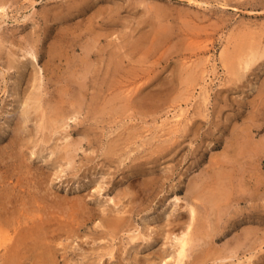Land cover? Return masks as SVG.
I'll list each match as a JSON object with an SVG mask.
<instances>
[{
  "label": "rangeland",
  "instance_id": "1",
  "mask_svg": "<svg viewBox=\"0 0 264 264\" xmlns=\"http://www.w3.org/2000/svg\"><path fill=\"white\" fill-rule=\"evenodd\" d=\"M4 1L0 233L30 235L20 264H264V55L228 64L264 50V0Z\"/></svg>",
  "mask_w": 264,
  "mask_h": 264
},
{
  "label": "bare ground",
  "instance_id": "2",
  "mask_svg": "<svg viewBox=\"0 0 264 264\" xmlns=\"http://www.w3.org/2000/svg\"><path fill=\"white\" fill-rule=\"evenodd\" d=\"M7 2V1H6ZM6 7V4H5V1L4 0H0V8L1 9H3L4 10V8ZM165 11V10H164ZM162 13H163V11H162ZM161 14V13H160ZM159 15L157 14V17H158ZM160 17V16H159ZM163 17V16H162ZM159 20H161V19H159ZM159 22V21H158ZM162 23V22H161ZM161 26V25H160ZM160 26H158V27H160ZM158 29V28H157ZM159 30V29H158ZM164 32V31H163ZM158 33V32H157ZM2 44V43H1ZM250 44H252V43H250ZM249 44V45H250ZM256 44V43H255ZM247 47V46H246ZM88 49L89 48H87L86 50L88 51ZM89 51H90V49H89ZM89 51H88V54H89ZM87 53V52H86ZM264 55V50H261V49H254V48H252V50H251V52L248 54V56L247 55H245V56H247L246 58H244L243 57V59H242V57L241 56H239V55H237V56H228V59L229 60H231V63H229L228 61H226V62H228V64H231V69L230 70H236L238 67H239V65H240V67H242V70H243V68H248L252 63L254 64L255 63V61H258L259 60V58L261 57V56H263ZM236 57V58H235ZM115 58V57H114ZM238 59V60H237ZM90 62V61H89ZM112 62V61H111ZM26 64V66H27V63H25ZM24 64V65H25ZM91 65H92V62L90 63ZM112 64H113V62H112ZM114 65V64H113ZM82 66V65H81ZM20 67V66H19ZM86 67H88V69H90L89 67L90 66H87L86 65ZM239 67V68H240ZM25 68V67H24ZM80 68H82V67H80ZM230 68V67H229ZM250 68V67H249ZM84 69V68H83ZM86 69V68H85ZM84 69V70H85ZM117 69V68H116ZM241 69V68H240ZM87 71H89V70H87ZM115 71V70H114ZM237 71V70H236ZM233 74V73H232ZM236 74V73H235ZM235 77H237L236 79H238V74H237V76H235L234 75V77L233 78H235ZM68 79V78H67ZM70 79H73V77L72 78H70ZM241 79V78H240ZM67 82H68V80H67ZM66 84V83H65ZM40 96V95H39ZM61 98V97H60ZM38 101V100H37ZM58 101H60V100H58ZM40 104H38V105H41V100H39L38 101ZM57 102V101H56ZM61 102V101H60ZM73 102V101H72ZM63 104V103H62ZM75 103L73 102V105H74ZM47 106V105H46ZM50 106V105H49ZM56 106V105H55ZM75 106V105H74ZM70 107H72V106H70ZM51 108V107H50ZM58 107L56 106V110H54V113L53 114H55V112H57V110L59 109V108H61V107H59L58 109H57ZM42 109V108H41ZM62 109V111L64 112V115H66L67 113L66 112H68V111H66L65 112V110H63V108H61ZM60 109V110H61ZM74 109V111L76 110L74 107L72 108V110ZM48 110H49V108H48ZM51 110V109H50ZM49 110V111H50ZM42 111H44V110H42ZM52 111V110H51ZM53 112V111H52ZM52 112H48V113H52ZM59 114H57V115H60V114H62L63 115V113H60V111L58 112ZM66 113V114H65ZM48 115V114H47ZM69 115V114H68ZM55 116H56V114H55ZM67 116V115H66ZM70 116V115H69ZM68 116V117H69ZM42 117V116H41ZM50 117V116H49ZM53 117H54V115H53ZM52 117V118H53ZM58 117V116H57ZM60 118H61V116H60ZM59 118V119H60ZM67 118V117H66ZM49 119H51V118H49ZM62 119V118H61ZM47 120V119H46ZM54 120V119H53ZM52 121V120H51ZM56 121V120H55ZM54 122V121H53ZM61 122V121H60ZM63 122H65V121H63ZM47 123V125L49 124V122L47 121L46 122ZM44 124H45V122H44ZM53 124V123H52ZM56 124V123H55ZM50 125H51V123L49 124V127H50ZM57 126V125H56ZM62 126V125H61ZM60 126V127H61ZM52 127V126H51ZM45 128V127H44ZM48 129V131L49 132H51L50 131V129L49 128H47ZM54 130H55V128H53ZM57 129V128H56ZM55 132V131H54ZM237 137V136H236ZM244 137V136H243ZM248 139V138H247ZM240 140V139H239ZM237 142V141H236ZM240 142V141H239ZM69 143H72V142H69ZM235 143V142H234ZM246 143V142H245ZM233 143H231V145H232ZM238 144V143H237ZM249 144V143H248ZM253 144V143H252ZM68 145V144H67ZM65 146V147H67V150H65L64 152H67V153H65L66 154V159H67V157L69 158V157H71V155H72V153H73V151L75 152V148H74V146L72 145V147L74 148V149H70L69 148V146H70V144L68 145V146ZM236 145V144H235ZM76 146V145H75ZM237 147H238V145H236ZM260 147V146H259ZM235 148V147H234ZM76 149H78V148H76ZM238 149V148H237ZM257 149V148H256ZM235 150V149H234ZM258 150V149H257ZM77 151V150H76ZM236 151V150H235ZM253 152V151H252ZM77 153V152H76ZM235 153V152H234ZM258 153V152H257ZM237 154H238V152H237ZM236 154V155H237ZM63 155V154H62ZM76 155V154H75ZM236 155H234V156H236ZM259 155V154H258ZM257 155V156H258ZM73 156V155H72ZM251 157H252V155H250ZM250 157V158H251ZM73 158V157H72ZM243 158V157H242ZM248 158V157H247ZM70 160H71V158H69ZM240 158H238V160H239ZM74 160V159H73ZM236 160V159H235ZM237 160V161H238ZM246 160V159H245ZM248 160V159H247ZM253 161V160H252ZM258 161V160H257ZM257 161H255V162H257ZM71 163H73V161L71 160L70 161ZM240 162V161H239ZM244 162V161H243ZM242 162V163H243ZM246 162V161H245ZM258 163H259V161H258ZM236 164V163H235ZM246 164H247V162H246ZM240 166H241V162H240ZM231 168V167H230ZM228 173V172H227ZM237 174V173H236ZM236 176H238V175H236ZM225 177V176H224ZM233 177V176H232ZM230 179V178H229ZM259 180V179H258ZM226 181H228L227 179H226ZM257 181V180H256ZM241 182V181H240ZM239 182V183H240ZM238 183V184H239ZM254 183H256V182H254ZM258 183V182H257ZM231 186H233V185H231ZM238 186V185H237ZM235 187V186H234ZM233 187V188H234ZM258 187V186H257ZM259 188V187H258ZM216 189V188H215ZM253 189V188H252ZM214 190V189H213ZM219 190V189H218ZM224 190V189H223ZM222 190V191H223ZM229 190V189H228ZM238 190H240V189H238ZM245 190V189H244ZM258 190V189H257ZM256 190V191H257ZM232 192V191H231ZM230 192V193H231ZM253 192L255 193V190H253ZM191 193V192H190ZM215 193V192H214ZM227 192H225V191H223L222 192V194L221 195H225ZM235 193V192H234ZM256 194V193H255ZM126 195V194H125ZM195 196H196V194H194ZM214 195V194H213ZM212 195V196H213ZM216 195H217V193H216ZM219 195V194H218ZM218 195L216 196V198L218 197ZM229 195V194H228ZM10 196V195H9ZM209 196V195H208ZM256 196H257V194H256ZM8 197V195H4L3 197H0V208H3L4 207V205H5V198H7ZM200 197V196H199ZM253 197V196H252ZM196 198H198L197 196H196ZM215 198V199H216ZM240 198V197H239ZM175 199V198H174ZM176 199H179V196L176 198ZM193 199V198H192ZM214 199V200H215ZM218 199V198H217ZM221 199H222V197H221ZM121 200V199H120ZM191 200V199H190ZM209 200H211V198L209 199ZM223 200V199H222ZM228 200V199H227ZM240 200V199H239ZM179 201V200H178ZM219 201V200H218ZM81 203H82V201H80ZM79 202V203H80ZM211 202V201H210ZM209 202V203H210ZM217 202V201H216ZM221 201H219V203H220ZM118 203V202H117ZM189 203H191V202H188L187 203V205L189 204ZM197 203V202H196ZM211 203H213V202H211ZM210 203V204H211ZM218 203V202H217ZM85 204V203H84ZM198 205V204H197ZM200 205V204H199ZM214 205V204H213ZM82 207V206H81ZM187 207V206H186ZM84 208V207H83ZM191 213H192V218H191V221H190V224L188 225V227L186 228V230L184 231V234L183 235H181L178 239L180 240L179 241V251L177 252L178 254H176L177 256H176V259H177V261L179 262H183L184 260H186V258H190V256H191V251L195 248V246L196 247H198L196 244H197V238H195V236H196V232L194 231V228H195V225L197 224L198 225V222L197 223H195V220L197 219V216H199V215H197V213H198V211H197V209H199V208H197L195 205H191ZM222 209V208H221ZM112 210V209H111ZM7 211V210H6ZM190 212V211H189ZM38 213V212H37ZM2 214V213H1ZM39 214V213H38ZM96 214V213H95ZM14 215V214H13ZM109 215V214H108ZM7 216V215H6ZM39 216V215H38ZM37 216V217H38ZM14 217V216H13ZM36 217V218H37ZM39 218V217H38ZM120 218V217H119ZM3 219V218H2ZM15 219V218H14ZM113 219V218H112ZM109 220L108 221V224H115L116 222H119V220H118V218L116 219V217H115V219L116 220H118V221H116V220ZM203 219V218H202ZM7 220V219H6ZM8 220H10V219H8ZM7 220V221H8ZM198 220V219H197ZM14 221H16L13 225V229L15 230V231H17L18 230V228L21 226V223H20V220H19V218H16V220H14ZM114 221H115V223H114ZM120 221H121V219H120ZM208 221V220H207ZM123 223V222H122ZM0 228H3V223L1 222V220H0ZM46 224V223H45ZM118 224V223H117ZM116 224V225H117ZM121 224V223H120ZM203 224V223H202ZM12 225V224H11ZM53 225V224H52ZM68 225V224H67ZM55 226V225H54ZM199 227V226H198ZM205 227V226H204ZM206 227H208V226H206ZM34 227H32V229H33ZM209 228V227H208ZM20 229V228H19ZM61 229V228H60ZM6 230V232H7V234L6 235H4V234H1L0 235V247L1 246H3L5 243H7V242H9V241H11L12 240V243H8L6 246H5V251L3 252V262H1V263H3V264H20V262H22L21 261V258H22V255H21V253H22V247L21 246H23V244H24V242L26 241V242H28V237H30V235L29 234H27V233H25V234H23V235H18V237H17V235L15 236H13V235H10V230H9V228H7V229H5ZM199 230V232L200 233H202L201 232V230L200 229H198ZM209 230V229H208ZM51 232V231H50ZM49 232V233H50ZM183 232V231H182ZM207 232V231H206ZM251 232V231H250ZM252 232H254V231H252ZM34 233V232H33ZM46 233V232H45ZM52 233H53V231H52ZM196 233V234H195ZM208 233V232H207ZM209 233H210V231H209ZM257 233V232H256ZM19 234H20V230H19ZM36 234V233H35ZM56 235H58L57 233H55ZM60 234V233H59ZM62 234V233H61ZM60 234V235H61ZM195 234V235H194ZM4 235V236H3ZM48 235H50V234H48ZM51 235H53V234H51ZM245 235V234H244ZM198 236V235H197ZM196 236V237H197ZM206 236V235H205ZM246 236V235H245ZM253 236V235H252ZM258 236V235H257ZM199 237V236H198ZM201 237V236H200ZM259 237H261V236H259ZM259 237H257V238H259ZM55 238H56V236H55ZM54 238V239H55ZM58 238H59V236H58ZM62 238V237H61ZM248 238V237H247ZM255 238V237H254ZM256 238V239H257ZM41 239V238H40ZM53 239V238H52ZM178 239H177V241H178ZM203 239V238H202ZM215 240V239H214ZM208 241V240H207ZM212 241V240H211ZM239 241H241V240H239ZM238 241V242H239ZM243 241V240H242ZM259 241V240H258ZM262 241V240H261ZM260 241V242H261ZM195 242H196V244H195ZM213 242V241H212ZM246 242V241H245ZM42 243V242H41ZM60 243H62V242H60ZM199 243V242H198ZM241 243H244V242H241ZM240 242L238 243L239 245L241 244ZM248 243V242H247ZM256 243V242H255ZM47 244V243H46ZM210 244V243H209ZM237 244V243H236ZM251 244H253V243H251ZM25 245H26V243H25ZM28 245H29V243H28ZM36 245V244H35ZM199 245V244H198ZM244 245H246V243L244 244ZM27 246V245H26ZM45 246V245H44ZM48 246H49V244H48ZM237 246V245H236ZM241 246V245H240ZM256 246V245H255ZM255 246H252L251 248H250V250L251 251H254L255 250ZM53 247V246H52ZM207 247V246H206ZM205 247V248H206ZM208 248V247H207ZM209 248H211V247H209ZM233 248V247H232ZM243 248V247H242ZM29 249V248H28ZM31 249V248H30ZM37 249V248H36ZM50 249H52L51 247H50ZM49 249V250H50ZM201 249V248H200ZM215 249V248H214ZM217 249V248H216ZM215 249V250H216ZM221 249V248H220ZM227 249V248H226ZM226 249H224V252H225V250ZM235 249V248H234ZM34 250H35V248H34ZM39 250H40V248H39ZM38 250V251H39ZM43 250H44V248H43ZM58 250H59V248H58ZM57 249L49 256H47L46 258L49 260V257H50V261H51V258L52 259H54V260H56V258H57V256H58V253H59V251H58ZM201 250H204V249H201ZM212 250V249H211ZM222 250V249H221ZM232 250V249H231ZM239 250V248H236L235 250H233V252L235 253V252H237ZM249 250V249H248ZM36 251V250H35ZM37 251V252H38ZM48 251V250H47ZM47 251H46V253H47ZM36 252V253H37ZM49 252V254H50V252L51 251H48ZM58 252V253H57ZM195 252H197V251H195ZM204 252V251H203ZM239 252H240V250H239ZM243 252V251H242ZM35 253V254H36ZM45 253V254H46ZM250 253V252H249ZM253 253V252H252ZM35 254H34V256H35ZM204 253H202V255H203ZM213 254H214V252H213ZM226 254V253H225ZM233 254V253H232ZM256 254V253H255ZM37 256H38V254H36ZM42 255V254H41ZM201 255V253H199L198 255H195L196 257V259L198 258V257H200V256H202ZM204 255H206V254H204ZM215 255V254H214ZM236 255V254H235ZM207 256H209L208 254H207ZM207 256H206V258H205V256H204V258L205 259H207ZM230 256H233V255H230ZM229 256V257H230ZM237 256H238V254H237ZM240 256V255H239ZM253 255H251L250 257H252ZM256 256H259V255H256ZM255 256V257H256ZM28 257V256H27ZM30 257V256H29ZM40 258H41V256H39ZM203 257V256H202ZM221 257L222 258H224V260H225V258H227V256H222L221 255ZM247 257V256H246ZM36 258V257H35ZM261 258H264V255H260L259 256V260L261 259ZM195 259V260H196ZM215 259V258H214ZM219 259V258H218ZM217 259V260H218ZM258 259V258H257ZM42 261H37L35 264H49L48 263V261H47V263H46V261L44 260V259H41ZM216 260V261H217ZM34 261V260H33ZM59 261V260H58ZM198 261H201L200 260V258H199V260ZM202 261H203V259H202ZM201 261V262H202ZM55 262V264H56V261H54ZM195 262V261H194ZM219 262V261H218ZM240 262H242V261H240ZM246 261H244L243 263H245ZM58 263V262H57ZM247 263V262H246ZM252 263V261L250 260V262H248L247 264H251ZM254 263V262H253ZM51 264V263H50ZM52 264H53V261H52ZM184 264H187V261L184 263ZM192 264V263H191ZM197 264V263H196ZM221 264H222V262H221Z\"/></svg>",
  "mask_w": 264,
  "mask_h": 264
}]
</instances>
